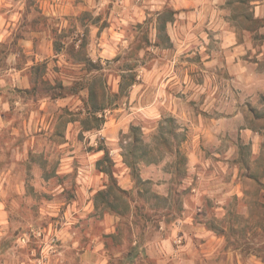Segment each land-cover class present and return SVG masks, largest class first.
Wrapping results in <instances>:
<instances>
[{"label": "clouds", "instance_id": "1", "mask_svg": "<svg viewBox=\"0 0 264 264\" xmlns=\"http://www.w3.org/2000/svg\"><path fill=\"white\" fill-rule=\"evenodd\" d=\"M19 15L0 29V264H264V0H30ZM117 186L127 210L91 206L89 189Z\"/></svg>", "mask_w": 264, "mask_h": 264}, {"label": "rangeland", "instance_id": "2", "mask_svg": "<svg viewBox=\"0 0 264 264\" xmlns=\"http://www.w3.org/2000/svg\"><path fill=\"white\" fill-rule=\"evenodd\" d=\"M5 3L23 4V7L18 9L17 12H14L12 14V16H5L4 15L5 9L3 8V5ZM29 7H30V0H0V29L7 27V29H9L11 31L13 29L14 25H20V27H23V24L21 23V21L24 19V17L19 15V13L25 12ZM33 23L35 24L36 22L33 21ZM59 47H60L59 45H56L54 47V50L58 51ZM45 70H46V64L43 66L37 67L35 69V72H36L37 76H39ZM54 71H59V69L56 68V69H54ZM185 75L186 76L188 75L187 70L185 72ZM33 118L38 121V127L41 125H46L47 119H48L44 114L43 108H41L39 114L34 116ZM109 122H111L113 124H115L117 122L115 115H113L111 117V121L105 120L106 125ZM77 139L82 140L83 134H80L77 137ZM87 151L91 152V148H89ZM142 155L145 157L148 156L147 151L143 152ZM105 156H107V153H105ZM28 157L33 163H41V166L43 167L44 162L42 161V158H37V157L33 156L31 152H28ZM117 159H119V157H117ZM111 164L113 166H115V161H112ZM62 175L66 176L67 174H62ZM120 175L123 177V171H121ZM234 175H239V173L236 172V173H234ZM56 176H57L56 164H54L53 165V171L52 172L44 171L43 175H42V179L45 181V183H48L50 180H53ZM6 177L10 178L11 172L6 171L3 168V166L0 165V201H3L6 199V196L3 192V189L8 183L11 182L10 179L6 180ZM123 178H124L125 182L135 180V176H128V177H123ZM110 179L113 180V182H115L116 176L114 173L112 174ZM245 179L252 180L253 178L252 177H245ZM62 183H63V179H61L60 183L57 184V187L61 186ZM149 183H150V181H149ZM236 188L238 190L240 188V185L238 183L236 184ZM89 191L92 193V200L89 202L92 207H96L95 202L97 200L103 202L106 205V207H108L110 210H112L114 212L117 211L118 209L127 210L130 207L129 204H125L123 201V198H125L129 195V189H127V188H119L117 186V192L119 193V195L114 196V198H112V199H110V197H113L112 188H109L107 191L101 189V191H103L101 194H97V191H93L92 189H89ZM34 193H35V189L33 187H27L26 188V195L31 196V195H34ZM61 195L66 196V201L60 202V216H62L64 218L65 223L68 225V229L71 230L73 228L78 227L80 223H84V220L69 223L70 218L73 221L75 220V217L72 216V210L78 207L75 203L76 197L73 195L72 192H67V191L61 193ZM137 195L140 196L141 198L145 199V200L149 199L146 191L137 193ZM43 199L45 201H47V203L52 204L53 198L51 196L47 195L46 193L44 194ZM29 210L33 214H37V210H36L35 206H32L30 208L29 205L24 204V203L20 204V208L18 211L23 215L26 212H28ZM4 211H5L4 205L2 203H0V215H2L4 213ZM137 211H139V208H137ZM58 219H59V217H57L55 214H53L50 218L49 223L44 224V228L47 229L49 234H51L53 231H55L57 233H60L62 231L63 225L57 226V224L55 223V221H57ZM57 243H59V241H57ZM103 247H107V245H103ZM42 252H43V250H41V253H38V257H39V255L42 254ZM236 264H240V261L237 260Z\"/></svg>", "mask_w": 264, "mask_h": 264}, {"label": "trees", "instance_id": "3", "mask_svg": "<svg viewBox=\"0 0 264 264\" xmlns=\"http://www.w3.org/2000/svg\"><path fill=\"white\" fill-rule=\"evenodd\" d=\"M103 191H101V190H99V191H97V194H101Z\"/></svg>", "mask_w": 264, "mask_h": 264}]
</instances>
